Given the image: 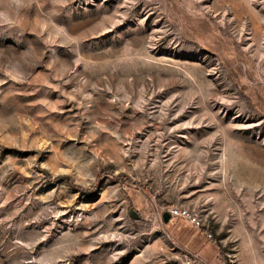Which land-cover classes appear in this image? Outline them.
<instances>
[{
	"label": "rangeland",
	"instance_id": "obj_1",
	"mask_svg": "<svg viewBox=\"0 0 264 264\" xmlns=\"http://www.w3.org/2000/svg\"><path fill=\"white\" fill-rule=\"evenodd\" d=\"M0 264H264V0H0Z\"/></svg>",
	"mask_w": 264,
	"mask_h": 264
},
{
	"label": "built area",
	"instance_id": "obj_2",
	"mask_svg": "<svg viewBox=\"0 0 264 264\" xmlns=\"http://www.w3.org/2000/svg\"><path fill=\"white\" fill-rule=\"evenodd\" d=\"M175 212H177V211H175ZM180 214L182 216L186 217L191 223H194L196 225L199 224V220L195 216L189 214L187 211L183 210L180 212Z\"/></svg>",
	"mask_w": 264,
	"mask_h": 264
},
{
	"label": "water",
	"instance_id": "obj_3",
	"mask_svg": "<svg viewBox=\"0 0 264 264\" xmlns=\"http://www.w3.org/2000/svg\"><path fill=\"white\" fill-rule=\"evenodd\" d=\"M130 215L135 219L139 218L138 214L133 210H130ZM169 217H170V213H167V212L164 213V215H163L164 221H167L169 219Z\"/></svg>",
	"mask_w": 264,
	"mask_h": 264
}]
</instances>
